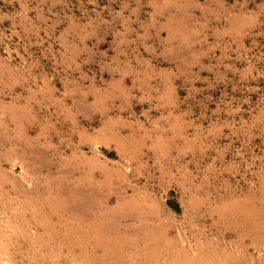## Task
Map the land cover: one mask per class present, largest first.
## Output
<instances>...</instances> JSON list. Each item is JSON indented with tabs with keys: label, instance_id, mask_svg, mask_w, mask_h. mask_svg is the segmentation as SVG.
Wrapping results in <instances>:
<instances>
[{
	"label": "rangeland",
	"instance_id": "obj_1",
	"mask_svg": "<svg viewBox=\"0 0 264 264\" xmlns=\"http://www.w3.org/2000/svg\"><path fill=\"white\" fill-rule=\"evenodd\" d=\"M0 264H264V0H0Z\"/></svg>",
	"mask_w": 264,
	"mask_h": 264
}]
</instances>
